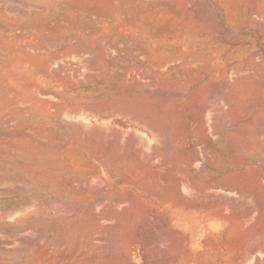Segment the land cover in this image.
Here are the masks:
<instances>
[{
	"label": "rangeland",
	"instance_id": "374dc122",
	"mask_svg": "<svg viewBox=\"0 0 264 264\" xmlns=\"http://www.w3.org/2000/svg\"><path fill=\"white\" fill-rule=\"evenodd\" d=\"M0 264H264V0H0Z\"/></svg>",
	"mask_w": 264,
	"mask_h": 264
},
{
	"label": "bare ground",
	"instance_id": "6f19581e",
	"mask_svg": "<svg viewBox=\"0 0 264 264\" xmlns=\"http://www.w3.org/2000/svg\"><path fill=\"white\" fill-rule=\"evenodd\" d=\"M128 88L123 92H111L107 96L101 98L99 104L95 107V111L99 115H106L116 110L131 114L135 119L148 127L147 118L153 114L154 111L148 106H142L135 111L132 104L128 101ZM141 93L144 92L141 91ZM147 142H149V140H147L146 135L139 134L136 129H132L131 131H113L109 123H104L103 126L100 127L99 132H95L93 143H97L96 146L98 150H100L98 145L103 148L105 154L101 155L100 152L92 153L91 155L89 154L88 157L92 161L96 160L97 165H110L113 159L107 157L109 153L114 154V156H119L121 159H126L127 156L136 152L135 145L140 143L141 146H144ZM104 144H107V147H104Z\"/></svg>",
	"mask_w": 264,
	"mask_h": 264
}]
</instances>
